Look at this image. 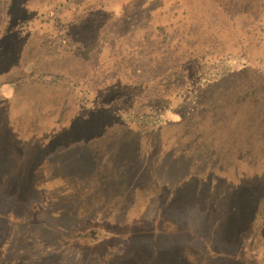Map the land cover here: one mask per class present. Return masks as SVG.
Instances as JSON below:
<instances>
[{"label":"rangeland","instance_id":"obj_1","mask_svg":"<svg viewBox=\"0 0 264 264\" xmlns=\"http://www.w3.org/2000/svg\"><path fill=\"white\" fill-rule=\"evenodd\" d=\"M237 70L264 76V0H0V96L84 111L50 132L0 117V264H264L261 143L153 142Z\"/></svg>","mask_w":264,"mask_h":264},{"label":"trees","instance_id":"obj_2","mask_svg":"<svg viewBox=\"0 0 264 264\" xmlns=\"http://www.w3.org/2000/svg\"><path fill=\"white\" fill-rule=\"evenodd\" d=\"M23 67L25 66H20V68ZM25 68L26 71L19 70V75L30 76L33 73L31 66ZM15 73L16 71H13L9 75L14 76ZM5 79L7 80L6 77L3 80L6 81ZM40 89L42 88L27 84L19 87L11 96H0V117L10 115L12 121L21 119V117L27 118L28 124L26 125L23 121L22 123L25 128L28 127V130L33 129L39 123L44 126L46 132H50L54 128L52 120L64 124L65 121L73 117L74 113L82 114L84 112L74 100L67 97L64 99V96L59 94L52 95L49 93L51 88L48 87L44 90ZM231 108H236L234 113L230 112ZM253 109L257 117L264 116V76L253 75L247 70L231 72L208 88L196 108L193 121L185 123L186 126L177 123L172 134L166 135L168 137L157 136L153 140L154 145L167 149L185 144L192 146L195 143H207L213 145V150L222 151L220 158L217 156L219 159L230 158L231 153H234L236 156L234 159L238 160L237 154H240L241 150L249 143L252 146L261 143L259 145L264 148V140L259 141L252 134L250 140L247 141L248 136H244L246 119L252 115ZM39 119L40 122H38ZM258 122L259 120L256 118L255 123L258 124ZM223 189H219V194ZM214 204L215 202H212L210 208L214 209ZM82 237L88 238L92 242L96 241L100 245L108 244L114 238L111 233L105 232L99 237L96 236V233L91 236L82 235ZM92 253L94 252L92 251ZM94 259L88 261L87 264H95L97 259ZM104 259L103 264H107L106 257Z\"/></svg>","mask_w":264,"mask_h":264}]
</instances>
